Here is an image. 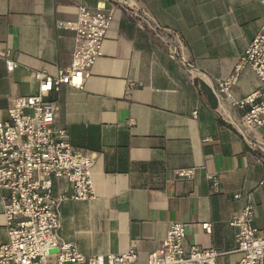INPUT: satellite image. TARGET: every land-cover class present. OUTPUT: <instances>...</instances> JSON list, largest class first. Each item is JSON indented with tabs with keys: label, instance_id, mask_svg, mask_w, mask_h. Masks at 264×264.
<instances>
[{
	"label": "crops",
	"instance_id": "obj_1",
	"mask_svg": "<svg viewBox=\"0 0 264 264\" xmlns=\"http://www.w3.org/2000/svg\"><path fill=\"white\" fill-rule=\"evenodd\" d=\"M149 21L176 33L189 71L148 27L142 28L112 0H0V122L13 99L36 93L37 73L55 76L69 68L78 7L115 4L101 56L80 89L63 84L48 99L57 102L55 126L84 153H96L94 196L70 198L71 182L54 181L53 194L69 198L60 207V237L87 256L124 253L139 261L162 248L169 225L186 226V246L214 248L215 264H236L234 215L254 206V225L264 233V151L239 133L242 112L219 101L215 80L227 77L264 24L260 0H122ZM16 67L9 71L4 54ZM260 79L246 67L232 89L241 99ZM134 121V123H131ZM264 143V127L259 129ZM205 139H209L205 141ZM258 157L262 161H258ZM194 168L192 178L178 169ZM207 174H216L213 191ZM0 189V246L8 241ZM236 195H239L236 197ZM212 225L211 232L203 228Z\"/></svg>",
	"mask_w": 264,
	"mask_h": 264
},
{
	"label": "built area",
	"instance_id": "obj_2",
	"mask_svg": "<svg viewBox=\"0 0 264 264\" xmlns=\"http://www.w3.org/2000/svg\"><path fill=\"white\" fill-rule=\"evenodd\" d=\"M113 1L136 17L142 28H150L174 59L189 71L194 68L181 56L176 33L151 23L147 16L122 0ZM260 1L264 4V0ZM114 12L115 4L110 7L98 4L95 11L79 6L77 20L65 25L74 32L75 39L70 67L60 68L55 76L38 72L37 92L15 97L8 109V119L0 122V189L9 192L2 197L8 241L0 246V264H215L223 254L195 244L187 247L186 226L179 221L169 225L162 248L149 254L142 263L133 247L124 253L87 256L59 235L60 207L69 197L53 194L54 181L67 178L73 186L74 193L70 198L74 200L92 198V170L97 156L75 147L66 131L55 126L57 102L49 100L48 96L58 92L63 84L78 89L84 86L91 67L103 56ZM4 58L8 70L12 71L16 63L9 50ZM246 67L253 69L261 85L245 97L235 99L232 89ZM213 90L219 101L227 99L242 112L235 125L237 130L252 146L264 151V143L258 134L264 127V24L232 72L215 80ZM258 161L262 159L258 157ZM175 174L179 178H192L195 169H178ZM206 177L213 191H219L218 176L207 174ZM254 219V206L248 204L230 221V225L238 228L236 251L241 257L236 264H264V233L261 234L254 225ZM202 226L211 232L210 223Z\"/></svg>",
	"mask_w": 264,
	"mask_h": 264
}]
</instances>
